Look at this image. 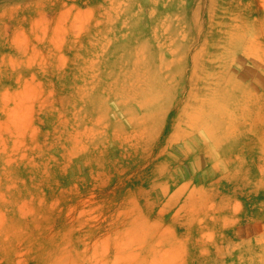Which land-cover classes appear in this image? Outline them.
Here are the masks:
<instances>
[{
    "label": "rangeland",
    "instance_id": "1",
    "mask_svg": "<svg viewBox=\"0 0 264 264\" xmlns=\"http://www.w3.org/2000/svg\"><path fill=\"white\" fill-rule=\"evenodd\" d=\"M0 264H264V0H0Z\"/></svg>",
    "mask_w": 264,
    "mask_h": 264
},
{
    "label": "bare ground",
    "instance_id": "2",
    "mask_svg": "<svg viewBox=\"0 0 264 264\" xmlns=\"http://www.w3.org/2000/svg\"><path fill=\"white\" fill-rule=\"evenodd\" d=\"M224 68H225V67H224ZM221 70H222V68H221ZM216 71H217V70H216ZM221 72H222V71H221ZM224 72H225V71H224ZM214 73H215V72H214ZM225 73H226V72H225ZM230 74H231V73H230ZM230 74H228V75H230ZM211 75H212V74H211ZM220 75H221V74H220ZM230 77H232V76H229V78H230ZM229 78H228V79H229ZM154 80L156 81V77H155V76H154ZM224 81H225V80H224ZM227 81H228V80H227ZM228 82H229V81H228ZM219 83H220V82H219ZM223 85H224V84H223ZM223 85H222V87H223ZM216 100H217V99H216Z\"/></svg>",
    "mask_w": 264,
    "mask_h": 264
}]
</instances>
